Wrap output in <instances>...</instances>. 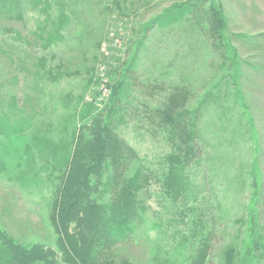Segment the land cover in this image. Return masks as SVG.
Segmentation results:
<instances>
[{"label":"rangeland","instance_id":"374dc122","mask_svg":"<svg viewBox=\"0 0 264 264\" xmlns=\"http://www.w3.org/2000/svg\"><path fill=\"white\" fill-rule=\"evenodd\" d=\"M15 1L0 3L1 10L10 7L8 16L12 18L19 16L18 10L11 9L10 3ZM34 1L29 0L28 6ZM193 4L198 5V10ZM210 5L220 11L223 26L212 29V39L204 16V9ZM75 9L82 14L78 21L73 20L66 47L60 48L59 57L63 64L60 71L68 74L78 70L79 74L62 77L56 93L82 91L89 77L86 67H94L101 73L120 67L122 78L131 85L130 98L136 99L133 105L144 114L150 111V120L143 119L148 127H155V122L162 118L158 111L168 109L172 116L191 113L185 119L194 122L199 135L200 164L187 168L189 182L183 180L181 184L182 180H178L177 193L181 192L188 202L220 204L219 210L208 207L204 212L207 216L210 210L209 213H217L221 218L207 264H225L228 250L240 253L244 242L249 243L250 229L257 227L261 232L263 229L264 234V0H80ZM199 12L205 18L203 22ZM25 23L34 29L33 21L29 24L27 18ZM25 23L9 21L0 15V27L12 30L0 33V52L13 57L16 32L23 38L18 44L25 45L30 32L23 27ZM67 35L63 31V36ZM94 57L99 60L93 62ZM6 64L3 56L0 81L4 80L2 71L5 75ZM20 104L28 106L26 101L24 106ZM57 108L56 116L63 113ZM44 116L48 120L54 115ZM133 117L119 126L118 133L138 151L139 158L130 175L138 167L150 172L151 196L145 223L140 225V219L134 217L137 230L134 239L120 243L114 255L116 261L156 264L159 252L164 250L161 262L180 264L175 260L179 258L175 248L181 231L188 229L175 224L159 227L162 220H178L173 216L172 199L165 195L162 182L167 172L165 156L171 148L162 135L146 132L148 127L138 128V116ZM2 156L6 160L4 165L14 167L13 157ZM54 185L55 182L39 179L29 184L24 179L0 174V228L20 244L52 246L55 236L47 219L50 198L47 189H53ZM177 198L180 207L184 200ZM257 201L260 204L256 205ZM181 210L183 207L178 212ZM261 251L258 247L254 254ZM253 264H264V260Z\"/></svg>","mask_w":264,"mask_h":264},{"label":"trees","instance_id":"16d2710c","mask_svg":"<svg viewBox=\"0 0 264 264\" xmlns=\"http://www.w3.org/2000/svg\"><path fill=\"white\" fill-rule=\"evenodd\" d=\"M28 2L10 3L12 11H19L16 18L8 16L10 7L0 9V15L9 21L24 24L28 18L29 24L33 21L31 26H35L34 29L27 23L23 26L30 30L24 46L18 44L23 39L21 33H15L16 40H13L17 47L11 50L13 57L0 52V60L4 56L8 62L5 75L2 71L4 80L0 81V174L24 179L29 184L36 183L37 179L55 182L53 189L47 187L50 197L47 219L55 239L52 246L23 245L0 228V264H133L126 259L116 261L114 253L120 243L134 239L137 231L134 217L140 219V225L145 223L149 209L147 201L151 196L150 172L138 167L134 175H130L133 163L139 158L138 151L118 130L119 126L133 120V115L138 116V128L145 129L148 125L143 119L150 120V111L144 114L133 105L136 99L130 98L131 85L128 79L122 78L120 67L107 69L108 73L86 67L89 77L82 91L56 93L62 77H71L74 72L79 74L78 70L68 74L60 71L63 64L59 54L60 48L66 47L73 20L81 17L82 11L75 9L80 0H36L31 6ZM192 6L198 10V5ZM204 11L208 35L212 39V29L223 27L222 16L214 5ZM199 16L203 22L205 18L201 12ZM63 31L68 34L66 37ZM5 32L12 30L1 26L0 33ZM97 45L96 42L94 46ZM97 60L99 58L94 57L93 62ZM131 80L137 84L136 78ZM50 83L53 88L48 85ZM104 88L107 96L102 95ZM126 97L129 99L125 100ZM23 101L28 103L26 108L20 104ZM57 106L63 113L56 116ZM158 112L162 118L155 122V127L149 125L146 132L162 135L171 148L165 156L167 172H163L162 182L165 195L172 199L173 216L178 217V220L160 221L159 227L175 224L188 229L181 231L180 242L175 248L178 256H174L180 258L175 259L177 262L207 264L221 218L217 213H209L210 210L207 216L204 212L208 207L212 211L219 210L220 204L189 201L191 206L189 199L177 193L176 186L178 180H182L181 184L183 180L189 182L187 168L199 167V135L194 122L185 119L191 113L179 112L172 116L168 109ZM44 114L54 116L47 120ZM3 154L13 157L14 167L4 165ZM23 185L29 188L28 184ZM179 196L184 200L180 207L176 204ZM181 207L183 210L178 212ZM262 232L257 227L250 229L249 243L244 242L240 253L228 250L225 264H253L264 260ZM256 242L259 244L255 246ZM258 247L262 251L256 255L254 250ZM163 252H159L156 264H174L175 261H160Z\"/></svg>","mask_w":264,"mask_h":264},{"label":"built area","instance_id":"2783aa9c","mask_svg":"<svg viewBox=\"0 0 264 264\" xmlns=\"http://www.w3.org/2000/svg\"><path fill=\"white\" fill-rule=\"evenodd\" d=\"M107 94H108L107 90H106L105 88L102 89V95H103V96H107Z\"/></svg>","mask_w":264,"mask_h":264}]
</instances>
